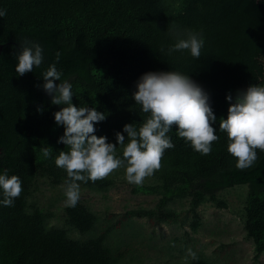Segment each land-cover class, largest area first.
Returning <instances> with one entry per match:
<instances>
[{
  "label": "trees",
  "instance_id": "trees-1",
  "mask_svg": "<svg viewBox=\"0 0 264 264\" xmlns=\"http://www.w3.org/2000/svg\"><path fill=\"white\" fill-rule=\"evenodd\" d=\"M0 9L7 11L0 17V175L7 170L9 178L19 176L23 189L13 206L0 204V264H142L145 233L135 218L177 223L174 205L186 203L185 220L197 232L199 208H230L222 193L234 187H246L240 219L254 244L253 261L261 263L264 151L257 149L253 166L238 169L219 124L228 115V94L234 102L238 91L264 86V0H0ZM185 30L203 35L199 58L190 50L169 51ZM25 39L42 46L44 59L19 76L15 69ZM52 64L63 73L61 82L71 83L77 107L105 114L94 124V134L116 144L121 159L124 146L116 134L122 133L127 144L124 126L139 130L150 118L134 99L140 78L160 71L190 76L209 95L217 117L212 152L195 151L174 125L167 134L174 147L165 150L162 167L133 189L155 196L153 208L129 210L123 221L99 214L81 198L69 207V178L55 164L60 151H69L58 143L65 127L54 116L66 105L52 104L43 88V74ZM42 148H49V158ZM77 183L105 196L115 179ZM44 186L51 191L47 203L40 198ZM196 257L181 264H216L204 253Z\"/></svg>",
  "mask_w": 264,
  "mask_h": 264
},
{
  "label": "clouds",
  "instance_id": "clouds-1",
  "mask_svg": "<svg viewBox=\"0 0 264 264\" xmlns=\"http://www.w3.org/2000/svg\"><path fill=\"white\" fill-rule=\"evenodd\" d=\"M7 15L0 9V17ZM205 40L201 33L185 30L178 34L177 42L169 51L190 50L199 58ZM16 73L23 76L39 67L43 62V48L27 39L20 46ZM57 62L60 53L56 54ZM63 73L55 64L43 74V88L52 96L54 105H66L57 111L55 121L65 127V133L58 143L67 145L69 151H60L55 160L57 167L65 169L69 181L66 182V204L75 207L80 199V184L88 180L104 179L114 170L125 168L128 183L141 185L145 178L152 176L162 167L166 149L174 147L167 135L174 125H178V136L190 142L195 151L208 155L212 143L218 140L212 126L217 117L209 103V95L190 76L176 72H148L137 84L134 93L136 104L142 106L150 118L136 129L134 124H126L123 132L116 134L119 146L123 147V158L117 157V146L107 142L106 136L95 135L94 124L104 121L106 116L95 108L77 107L73 103L72 85L67 80L61 82ZM60 81L57 85L55 82ZM230 103L227 118H221L219 128L228 136V152L237 159L236 167L247 169L257 160V149L264 151V86L251 85L245 91L233 96L228 94ZM45 158L51 156L49 148H42ZM0 189L3 190L5 207L13 206L14 200L22 193L19 176L10 178L5 170L0 175ZM188 255L196 259V253L188 249Z\"/></svg>",
  "mask_w": 264,
  "mask_h": 264
},
{
  "label": "rangeland",
  "instance_id": "rangeland-1",
  "mask_svg": "<svg viewBox=\"0 0 264 264\" xmlns=\"http://www.w3.org/2000/svg\"><path fill=\"white\" fill-rule=\"evenodd\" d=\"M115 186L104 196L80 188V198L86 201L99 214L122 219L124 214L139 207L153 208L157 200L150 194L134 193L135 184L125 177V168L114 170L111 174ZM145 178L143 183H148ZM40 192L41 202L47 203L51 191L46 186ZM246 187H234L222 195L228 200L230 208L219 209L212 204L199 208L200 227L197 232L190 228L186 203L175 204L178 222L155 223L146 218H135L136 225L144 231L142 264H181L192 257L188 249L197 254L204 253L216 264H255L253 261L254 244L246 237L240 213L243 210ZM125 221V219H122ZM185 220L186 223L182 224ZM129 230V228H128ZM150 237V240H149ZM150 244V246L148 245ZM264 264V254L261 263Z\"/></svg>",
  "mask_w": 264,
  "mask_h": 264
},
{
  "label": "water",
  "instance_id": "water-1",
  "mask_svg": "<svg viewBox=\"0 0 264 264\" xmlns=\"http://www.w3.org/2000/svg\"><path fill=\"white\" fill-rule=\"evenodd\" d=\"M3 48H4V44L0 43V54H1L2 50H3ZM2 153H3V150L0 148V156L2 155Z\"/></svg>",
  "mask_w": 264,
  "mask_h": 264
}]
</instances>
